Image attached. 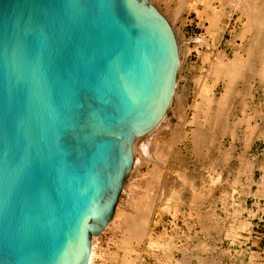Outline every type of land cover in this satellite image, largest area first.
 Here are the masks:
<instances>
[{"label":"water","instance_id":"obj_1","mask_svg":"<svg viewBox=\"0 0 264 264\" xmlns=\"http://www.w3.org/2000/svg\"><path fill=\"white\" fill-rule=\"evenodd\" d=\"M179 67L150 0H0V264H89Z\"/></svg>","mask_w":264,"mask_h":264},{"label":"rangeland","instance_id":"obj_2","mask_svg":"<svg viewBox=\"0 0 264 264\" xmlns=\"http://www.w3.org/2000/svg\"><path fill=\"white\" fill-rule=\"evenodd\" d=\"M150 1L177 36V87L135 143L93 264H264V42L251 23L264 0Z\"/></svg>","mask_w":264,"mask_h":264},{"label":"bare ground","instance_id":"obj_3","mask_svg":"<svg viewBox=\"0 0 264 264\" xmlns=\"http://www.w3.org/2000/svg\"><path fill=\"white\" fill-rule=\"evenodd\" d=\"M263 3H264V2H263ZM262 5H263V4H262ZM245 8H246V7H245ZM263 8H264V7H263ZM252 10H253V9H252ZM255 10H256V8H255ZM253 11H254V10H253ZM259 12H260V11H258V14H260V13H263V14H260V15H257V16L253 14V15L255 16V18L253 17V22L251 21V23H252V25H256L258 28L261 29V31H260L261 33L259 32V35H260L261 37H260L259 35H256V36H259V37L261 38V40L264 42V9H263V11H261L260 13H259ZM256 14H257V13H256ZM254 19H255V20H254ZM251 23H250V24H251ZM252 25H251V26H252ZM248 27H249V26H248ZM254 28H255V27H254ZM250 29H251V28H250ZM246 31H247V30H246ZM255 34H256V33H255ZM254 38H255V37H254ZM252 40H253V39H252ZM259 40H260V39H259ZM259 40H257V41L259 42ZM261 40H260V42H261ZM255 44H256V43H255ZM262 47H263V46H262ZM189 49H190V48H189ZM236 53H237V52H236ZM260 53H261V52H260ZM250 54H251V53H250ZM263 54H264V53H263ZM263 54H262V56H263ZM233 56H234V55H233ZM246 56H247V55H246ZM250 56H251V55H250ZM262 56H261V57H262ZM263 57H264V56H263ZM235 59H236V58H235ZM260 59H261V58H260ZM260 59H259V60H260ZM261 60H262V59H261ZM263 60H264V58H263ZM220 62H221V61H220ZM220 62H219V63H220ZM228 62H229V61H228ZM221 63H222V62H221ZM224 63H226V62H224ZM231 63H232V62L230 61V64H231ZM235 63H236V62H235ZM237 63H238V62H237ZM240 63H241V62H240ZM222 64H223V63H222ZM238 64H239V63H238ZM263 65H264V64H263ZM247 66H248V65H247ZM261 66H262V65H261ZM226 67H227V66H226ZM233 67H234V66H233ZM239 67H240V65H239ZM216 68H217V66H216ZM224 69H226V68H224ZM228 69H229V68H227L226 70H228ZM235 69H236V68H235ZM235 69H234V70H235ZM218 70H219V69H218ZM220 70H221V69H220ZM232 70H233V69H232ZM261 70H263V69H261ZM224 71H225V70H224ZM230 71H231V70H230ZM227 73H230V72H227ZM223 74H224V73H223ZM225 75H227V74H225ZM241 76H242V75H241ZM263 77H264V76H263ZM241 78H242V77H241ZM226 83H227V82H226ZM228 87H229V84L227 83L226 88H228ZM250 87H251V86H250ZM246 89H247V88H246ZM227 90H230V89H227ZM204 92H205V91H204ZM205 93H206V92H205ZM226 93H227V92H226ZM240 93H241V92H240ZM225 95H226V94H225ZM207 96H208V95H207ZM204 97H205V96H204ZM212 98H213V97H212ZM212 98H211V99H212ZM210 103H211V102H210ZM200 107H201V106H200ZM201 109H202V108H201ZM211 109H212V108H211ZM243 109H244V108H243ZM206 110H207V109H206ZM208 113H209V112H208ZM258 115H259V114H258ZM165 117H166V115H165ZM165 117L163 118V120L161 121V123L164 121ZM208 117H211V116H208ZM247 119H248V118H247ZM211 121H212V120H211ZM248 121H249V120H248ZM248 121H247V122H248ZM161 123H160V124H161ZM240 123H241V122H240ZM160 124H159V125H160ZM159 125H158V126H159ZM158 126H157V127H158ZM157 127H156V128H157ZM156 128H155V129H156ZM228 128H229V127H228ZM153 130H154V129H153ZM153 130H152V131H153ZM152 131H151V132H152ZM149 133H150V132H149ZM149 133H148V134H149ZM232 134H233V133H232ZM146 135H147V134H146ZM146 135H145V136H146ZM207 136H208V135H207ZM143 137H144V136H143ZM140 138H141V137H140ZM198 139H199V138H198ZM135 143H136V142H135ZM247 143H248V142H247ZM245 145H246V144H245ZM244 148H245V147H244ZM134 151H135V144H134ZM227 151H228V150H227ZM134 164H135V163H134ZM133 167H134V166H133ZM116 210H117V208H116ZM142 218H144V217H142ZM112 220H113V219H112ZM112 220H111V222H112ZM142 220L145 221L144 219H142ZM146 220H147V219H146ZM111 222H110V223H111ZM145 222H146V221H145ZM110 223H109V224H110ZM143 223H144V222H142L143 227H141V229L139 228V231L137 232L139 236L143 235V234L148 230L147 227L144 226V225L147 226V223H146V224H145V223L143 224ZM108 226H109V225H108ZM108 226H107V227H108ZM107 227H106V228H107ZM106 228H105V229H106ZM95 254H96V252H95V245H92V251H91V256H90L89 264H93V261H94V258H95ZM185 261H186V260H185ZM177 263H178V262H177Z\"/></svg>","mask_w":264,"mask_h":264}]
</instances>
